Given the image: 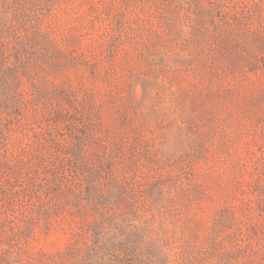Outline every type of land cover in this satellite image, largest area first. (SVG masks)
Returning <instances> with one entry per match:
<instances>
[{
  "label": "rangeland",
  "instance_id": "rangeland-1",
  "mask_svg": "<svg viewBox=\"0 0 264 264\" xmlns=\"http://www.w3.org/2000/svg\"><path fill=\"white\" fill-rule=\"evenodd\" d=\"M0 264H264V0H0Z\"/></svg>",
  "mask_w": 264,
  "mask_h": 264
}]
</instances>
